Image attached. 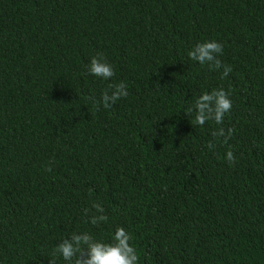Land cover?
<instances>
[{"label": "trees", "instance_id": "16d2710c", "mask_svg": "<svg viewBox=\"0 0 264 264\" xmlns=\"http://www.w3.org/2000/svg\"><path fill=\"white\" fill-rule=\"evenodd\" d=\"M212 40L226 78L188 56ZM98 53L109 80L87 72ZM121 81L128 96L97 109ZM221 87L223 125H192L185 109ZM118 227L139 264H264V0H0V264Z\"/></svg>", "mask_w": 264, "mask_h": 264}, {"label": "clouds", "instance_id": "9594fccd", "mask_svg": "<svg viewBox=\"0 0 264 264\" xmlns=\"http://www.w3.org/2000/svg\"><path fill=\"white\" fill-rule=\"evenodd\" d=\"M223 55V45L215 40L204 41L196 44L189 52L191 60L201 65H208L210 70H220L223 68L222 78H226L231 72L230 65L222 64L218 58ZM87 72L104 80H109L115 76L113 66L108 62L103 53L93 56L87 66ZM230 91L221 88H214L210 92L204 91L195 100L193 106L187 107L184 113L191 118L192 125L203 126L208 121H214L217 125H223L224 117L231 111L232 101ZM128 96L127 85L124 82L110 84L103 91L99 100L94 96L90 97L93 105L99 109L100 104L104 108H109L120 98ZM235 128L225 130L219 127L211 133L216 140L222 139V143L227 145ZM209 150L214 147L213 141L207 144ZM226 159L230 165L235 164L236 158L230 149L226 153ZM51 172L50 167L45 169ZM92 208L94 215L90 216L92 225H99L108 221L105 210L100 203L94 202ZM85 215L89 210L85 209ZM133 239L123 227H118L112 237L111 243H105L95 238L88 232H72L62 239L52 253L49 264H57V257H62L69 264H139V256L135 247L130 244Z\"/></svg>", "mask_w": 264, "mask_h": 264}]
</instances>
